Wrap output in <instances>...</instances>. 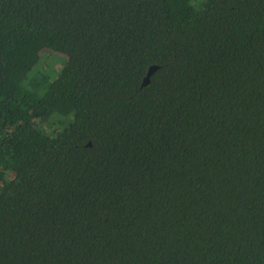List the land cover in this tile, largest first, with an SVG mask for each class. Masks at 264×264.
<instances>
[{
  "label": "trees",
  "instance_id": "trees-1",
  "mask_svg": "<svg viewBox=\"0 0 264 264\" xmlns=\"http://www.w3.org/2000/svg\"><path fill=\"white\" fill-rule=\"evenodd\" d=\"M0 264H264V0H0Z\"/></svg>",
  "mask_w": 264,
  "mask_h": 264
},
{
  "label": "rangeland",
  "instance_id": "rangeland-1",
  "mask_svg": "<svg viewBox=\"0 0 264 264\" xmlns=\"http://www.w3.org/2000/svg\"><path fill=\"white\" fill-rule=\"evenodd\" d=\"M48 57L47 60L43 61L46 64V67L50 70L57 69L62 63H64L63 58L61 56L53 54V57L49 54H46Z\"/></svg>",
  "mask_w": 264,
  "mask_h": 264
},
{
  "label": "water",
  "instance_id": "water-1",
  "mask_svg": "<svg viewBox=\"0 0 264 264\" xmlns=\"http://www.w3.org/2000/svg\"><path fill=\"white\" fill-rule=\"evenodd\" d=\"M157 70V67H151V69L149 70L144 82H143V86L147 85L150 82V78L152 76V74L154 73V71Z\"/></svg>",
  "mask_w": 264,
  "mask_h": 264
}]
</instances>
